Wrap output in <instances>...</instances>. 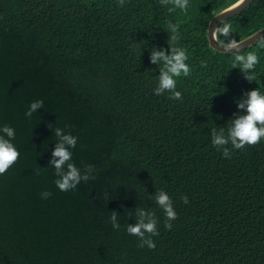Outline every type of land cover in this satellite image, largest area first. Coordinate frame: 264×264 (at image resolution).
I'll return each mask as SVG.
<instances>
[{"label": "trees", "instance_id": "trees-1", "mask_svg": "<svg viewBox=\"0 0 264 264\" xmlns=\"http://www.w3.org/2000/svg\"><path fill=\"white\" fill-rule=\"evenodd\" d=\"M235 1L170 11L161 0H0V128L15 130L20 153L0 175V264H264V140L230 158L211 142L212 128L245 114L237 101L264 92V37L240 51L259 56L251 73L206 41L208 21ZM169 22L191 68L177 79L182 101L153 91L163 61L151 52L169 53ZM225 23L237 41L251 35L264 0ZM57 128L77 137L69 150L81 173L94 166V179L67 192L50 163ZM160 190L178 213L171 230ZM139 208L157 217L154 250L126 231Z\"/></svg>", "mask_w": 264, "mask_h": 264}, {"label": "clouds", "instance_id": "clouds-1", "mask_svg": "<svg viewBox=\"0 0 264 264\" xmlns=\"http://www.w3.org/2000/svg\"><path fill=\"white\" fill-rule=\"evenodd\" d=\"M162 4H171L173 6L170 11L178 8L182 11H187L189 7V0H161ZM238 4L244 3V0H237ZM125 0H119V5L123 6ZM168 30L172 33L170 39V50L166 53L164 49L159 51L153 50L151 52V62L159 64L163 61L160 75L158 77V84L153 90L154 94L160 96L165 92L170 93L169 99L183 100L182 93L177 91V79L180 77H187L191 73V68L187 63L189 57L186 49L175 46L179 40V26L169 22ZM232 25L225 23L223 26H216L211 30V38L218 42L220 47L229 54L234 55V65L239 64L240 69L244 73H251L254 71L256 65L259 63V56L256 52H248L240 54V43L232 38ZM220 37L224 39L221 40ZM202 67H207V64L202 61ZM249 81H254L255 77L251 74H245ZM43 107V101L37 100L30 104L28 110L25 112L27 117L36 111V109ZM237 108L243 109L245 114L237 115L231 119V125L225 128H212L211 142L217 150H222L223 157L230 158L233 149H244L245 146H255L264 140V92L257 87L247 93L246 99L237 101ZM0 175H3L7 170L17 162L20 153L11 142L15 139V130L5 125L0 128ZM59 138L55 150L52 153L53 159L50 163L54 166L55 175L58 177L54 181L56 187L61 192L75 190L81 181H88L94 179L92 175L94 166L85 165L86 172L81 173L80 169L71 162L72 149L76 146L77 137L72 134H61V129L57 128L55 131ZM7 137V138H5ZM67 145V147H66ZM229 145L231 147H229ZM66 169V170H65ZM41 199H47L51 193L44 191L40 194ZM155 203L163 210L165 221V229L171 230L172 221L178 219V213L174 209L173 201L164 190L157 191L153 198ZM182 203L188 204V197L186 195L180 197ZM116 213H112L109 221L114 229H119L120 226L116 223ZM158 220L154 212L146 211L139 208L137 211V223L134 226H128L126 231L128 234L139 238V247H147L154 250L155 242L151 239L153 236H158L157 230Z\"/></svg>", "mask_w": 264, "mask_h": 264}, {"label": "water", "instance_id": "water-1", "mask_svg": "<svg viewBox=\"0 0 264 264\" xmlns=\"http://www.w3.org/2000/svg\"><path fill=\"white\" fill-rule=\"evenodd\" d=\"M253 0H244V3L238 4L237 1L232 3L231 5L227 6L226 8L218 11L213 15V17L208 21L206 30H205V36H206V41L208 44V47L219 53H226L219 45L218 42H215L211 38V30L219 26L222 22L240 14L242 11H244L251 3ZM264 37V26L260 28L259 30L255 31L251 35L239 40L238 42L240 43V51L250 47L254 43H256L258 40Z\"/></svg>", "mask_w": 264, "mask_h": 264}]
</instances>
